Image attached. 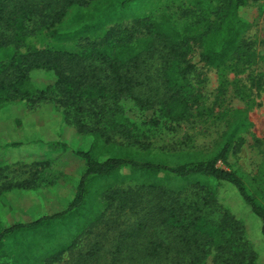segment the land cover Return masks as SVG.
Instances as JSON below:
<instances>
[{"label": "rangeland", "instance_id": "1", "mask_svg": "<svg viewBox=\"0 0 264 264\" xmlns=\"http://www.w3.org/2000/svg\"><path fill=\"white\" fill-rule=\"evenodd\" d=\"M263 1L249 0L245 10L250 27L243 36L253 42L251 60L247 62L244 58L236 62L234 59L223 67H212L201 61L199 51L192 55L194 68L188 73V81L194 84L202 97L204 109L201 114L195 110L187 120L171 122L161 119L158 124L152 125L143 122L148 115L134 113V106L127 102L131 120L138 125L133 134L138 132L142 143L135 145L130 139L111 133L104 124L112 119L111 113L106 112L109 104L86 101L83 103L85 110L80 116L89 129L83 131L81 137L71 125L77 136L70 141L73 147L90 150L98 160H104L114 153H121L125 157H134L135 154L140 161L143 158L172 166L206 160L211 155H218L225 145L238 142V146H229L227 162L220 159L217 165L226 170L237 165L250 190L264 192V12L260 10ZM223 2L82 0L68 7L54 23L47 16L49 9L27 17L25 24L28 35L18 52L39 50L43 53L40 62L52 63L50 56H44L45 51L81 53L88 48L89 42L102 40L112 28L129 26L138 16H158L164 12L173 15L182 24H191L196 33L203 30L206 19L214 20L217 17L216 11L222 8ZM53 10L60 11V7ZM149 66L154 81L146 89L147 93L155 95L160 90L162 95L160 60H151ZM31 77L38 90L56 81L54 72L44 68L32 70ZM22 98L16 96L14 101H19L20 105L10 107L8 111H19L22 115L27 113L28 122L34 121L32 118L35 119L37 113L47 122L61 120L60 108L53 107L51 102L30 106ZM102 106L106 110L100 108ZM74 113L72 109L69 117L73 123ZM13 127L15 125L12 124L7 130ZM42 128L44 131L41 130V135L45 136L46 129L44 126ZM93 130L105 131L111 139L106 141L94 135ZM60 133H64L63 126L57 135ZM15 139L23 142L31 140L30 136L25 137L21 132L17 133ZM29 146L24 144L3 152L2 160L10 162L8 169L0 173V236L9 227L18 224L24 226L4 235L0 244V264H82L78 260L79 253L96 247L100 254L99 261L87 264H170L166 259H137L132 247L128 258L116 260L112 255L122 232L136 229L148 219L150 223L146 225L140 241H146L156 233L167 237L170 233L178 232L173 230L169 233L160 224L159 193L157 189L154 193L147 191L152 184L171 193L170 204L176 210L169 213L179 216L182 204L187 206L198 202L203 208V215L214 224L222 221L221 210L201 204V186L218 190L220 203L244 223L246 250L254 248L256 264H264L262 222L238 192L235 197L234 192L230 191L233 188L226 183L202 174L183 177L126 166L104 177H89L81 201L70 208L86 168L85 161L74 151L67 150L55 155L44 167L34 161L45 159L47 149L39 145ZM122 190L133 191L134 194H119L120 200L111 207L106 206L104 199ZM105 207L110 210L106 211ZM36 220L38 223L28 226ZM89 227L92 230L88 231ZM132 242L129 240V244ZM63 246L71 247L63 251ZM53 256H58V260L54 261ZM238 258L229 250L216 260L214 251H211L203 262L234 264L239 261ZM244 263L247 260L240 264Z\"/></svg>", "mask_w": 264, "mask_h": 264}, {"label": "trees", "instance_id": "2", "mask_svg": "<svg viewBox=\"0 0 264 264\" xmlns=\"http://www.w3.org/2000/svg\"><path fill=\"white\" fill-rule=\"evenodd\" d=\"M81 1L0 0V173L9 167L10 161L2 158L4 150L11 147H20L24 144L30 145L29 147L44 146L47 149L45 159L34 161L44 167L49 165V161L55 155L72 150L85 161L86 168L70 208L81 201L89 177H104L126 166L183 177L202 174L231 186L233 189L230 191L234 192L235 197L236 192L240 194L260 218L264 237V192H252L237 165L230 166L229 170L217 165L220 159L227 162L229 146H238V142L225 145L218 155H211L206 160L172 166L143 160L142 157L140 161L135 154L134 157H125L121 153H114L104 160H98L90 150L73 147L70 142L77 138L75 131L82 137L83 131L89 129L86 123L81 121L80 116L85 110L83 103L86 101L109 104L106 106V112L111 113L112 119L103 123L111 133L124 136L135 145L142 143L138 132L133 134L138 125L131 120L127 102L134 106V113L148 115L143 122L152 125L158 124L161 119H168L171 122L187 120L195 110L197 114H201L204 109L202 97L194 84L188 81V73L194 68L191 57L199 51L201 61L212 67H223L234 59L236 62L244 58L247 62L248 59L251 60L253 42L243 36L250 27L245 11L249 0H224L222 8L216 11L217 17L214 20L206 19L203 30L196 33L191 24H182L173 15L164 12L158 16L153 14L138 16L129 26L112 28L102 40L89 42L88 48L81 53L45 51L44 56H50L52 63L40 62L43 53L39 50L18 52L19 46L28 35L25 24L27 17L49 9L47 16L51 23H54L64 15L68 7ZM58 6L60 11H54L53 8ZM260 10L264 12V1ZM155 59L160 60L159 78L164 90L162 95L159 93L160 90L155 95L148 94L146 90L154 81L149 64ZM41 68L53 71L56 81L45 89L38 90L33 84L31 71ZM16 96L23 97L21 100L30 106L51 102L53 107L60 108L61 120L53 119L47 122L40 113H37L36 118H32L34 121L28 122L27 113L22 115L19 111H8L10 107L20 105L19 101H14ZM54 96L56 97L52 98ZM72 109L75 111V124L69 119ZM12 124L15 127L7 130ZM71 125L75 127V131L71 129ZM42 126L46 129L43 134L45 136L41 135V130L44 131ZM62 126L64 133L58 136L57 132L59 133ZM18 132L23 133L25 137L30 136L31 140L23 142L15 139ZM93 134L106 141L111 139L105 131L93 130ZM48 135L50 138H47ZM157 187L156 184H152L147 191L154 193L157 189L159 193L160 224L169 233L173 230L178 232L170 233L167 237L156 233L145 239L146 241H140L146 225L150 223L148 219L138 228L122 232L112 252L116 260L128 258L129 249L132 247L134 249L132 253L136 254L137 259H166L170 264H205L203 259L211 251H214V257L218 260L229 250L239 257V261L234 264L246 260L247 263L244 264H256L255 249L246 250L247 236L243 221L220 203L218 190L201 186L203 192L201 204L204 207L221 210L222 221L214 224L205 217V214L203 215V208L198 202L189 203L187 206L182 204L179 216L169 213L176 210L170 204L172 195L169 191ZM119 194L134 193L127 190L117 191L115 196L111 195L104 199L106 206L111 207L115 201L120 200ZM104 209L110 210L106 207ZM34 223L38 221L31 222L28 226ZM21 226L24 225L18 224L7 228L0 236V244L6 233ZM89 230L92 228L89 227ZM129 240L133 241L132 244H129ZM70 247L63 246V251ZM53 259L57 261L58 256H53ZM99 259L97 247L79 253L78 257L82 264Z\"/></svg>", "mask_w": 264, "mask_h": 264}]
</instances>
